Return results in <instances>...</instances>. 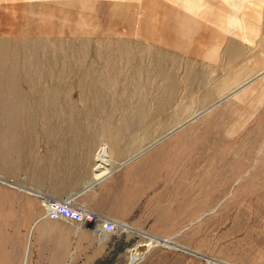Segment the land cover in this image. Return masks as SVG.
Returning <instances> with one entry per match:
<instances>
[{"label": "crops", "instance_id": "1", "mask_svg": "<svg viewBox=\"0 0 264 264\" xmlns=\"http://www.w3.org/2000/svg\"><path fill=\"white\" fill-rule=\"evenodd\" d=\"M3 38L74 40L91 46H105L106 41L107 54L113 58L132 49L155 55L163 51L189 63H204L215 77L256 78L264 74L260 45L262 39L264 43V0H0ZM75 81L69 89L58 91L68 103V108L57 112L59 116L45 112V117L29 121L30 126L42 128L38 133L36 128L31 130L28 154L18 164V174L14 168L11 178L0 174V264H21L27 245L26 264H123L125 260L129 264L131 253L144 243L139 238L142 231L170 237L189 225L180 230L179 224L169 225L172 232L165 236L157 232L158 222L172 223L179 215L185 222L194 218V208L190 218L186 204L194 197V181H165L163 167L159 177L158 168L127 166L145 150H122L132 142L138 143V149L147 137L145 128L132 134L130 128L123 129L115 141H104L107 152L112 149L108 152L112 164H117L112 168L123 165L98 178L93 163L101 129L95 140L87 141L94 127H146L148 123L99 117L91 102L100 88ZM116 88L111 86L108 92L120 93ZM85 127H92L86 131L87 140ZM38 193L56 198L78 194V204L127 228L99 236L89 226L77 229L68 221L50 219ZM147 251L143 260L140 257L133 264H147L146 256L151 254Z\"/></svg>", "mask_w": 264, "mask_h": 264}, {"label": "rangeland", "instance_id": "2", "mask_svg": "<svg viewBox=\"0 0 264 264\" xmlns=\"http://www.w3.org/2000/svg\"><path fill=\"white\" fill-rule=\"evenodd\" d=\"M0 43L1 176L11 178L13 168L18 174V164L26 160L31 130L42 128L29 121L45 117V112L59 116L60 109L68 108L60 89H69L75 80L96 85L100 90L88 103L99 117L148 124L94 127L89 140L86 131L92 127H85L88 142L101 129L93 167L106 139L115 141L123 129L132 134L145 128L142 147L132 142L122 150H145L127 166L158 168L159 177L163 167L165 181L195 183L194 197L186 202L190 218L194 208L192 221L179 215L178 221L157 223V232L165 236L172 232L169 225L187 228L164 238L142 231L139 238L151 253L145 263L205 264L211 258L223 264H264V74L215 77L204 63H189L161 50L155 55L132 49L115 59L107 54L106 41L105 46L42 38H3ZM260 45L264 47L263 39ZM111 86L120 93H109ZM86 109L84 104L83 117ZM162 240L170 246L155 245ZM27 250L28 245L21 264H26Z\"/></svg>", "mask_w": 264, "mask_h": 264}, {"label": "built area", "instance_id": "3", "mask_svg": "<svg viewBox=\"0 0 264 264\" xmlns=\"http://www.w3.org/2000/svg\"><path fill=\"white\" fill-rule=\"evenodd\" d=\"M102 146L103 145L99 146L98 151ZM98 151L96 152V154L98 153ZM108 159V162L106 161L102 164L97 160V157L95 156V166L93 167L94 173H100V171L104 170L103 175L98 176V178L109 175L122 165H118L115 169L111 168L109 156ZM99 166L100 168H102V170L97 171ZM77 196L78 194H70L63 198H56L50 195L38 193V197L40 198V203L45 210V214L50 219L68 221L74 224L77 229L89 226L92 232L99 236L104 233H116L121 230H125V226L121 223H116L113 219L107 217L104 214L95 212L82 205H79L76 201ZM205 264L223 263L216 262L211 258H206Z\"/></svg>", "mask_w": 264, "mask_h": 264}, {"label": "bare ground", "instance_id": "4", "mask_svg": "<svg viewBox=\"0 0 264 264\" xmlns=\"http://www.w3.org/2000/svg\"><path fill=\"white\" fill-rule=\"evenodd\" d=\"M96 157H97V160L103 164V162H108L109 159H108V152H107V147L105 145H103L100 150L98 151V153L96 154ZM101 166V165H100ZM98 168L97 171H100L102 170V168ZM103 171H100V173H96L97 176H102L103 175ZM124 225V224H122ZM125 226V229L127 228L126 225ZM168 244V246H170V241H159L158 244H155V245H160V244ZM144 246H146V244H143V245H140L137 249H136V253H131V256H130V263L129 264H133L137 259H139L140 257L143 256L144 254Z\"/></svg>", "mask_w": 264, "mask_h": 264}, {"label": "water", "instance_id": "5", "mask_svg": "<svg viewBox=\"0 0 264 264\" xmlns=\"http://www.w3.org/2000/svg\"><path fill=\"white\" fill-rule=\"evenodd\" d=\"M143 245V244H142ZM147 252L146 246H144V253Z\"/></svg>", "mask_w": 264, "mask_h": 264}]
</instances>
